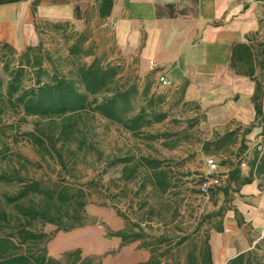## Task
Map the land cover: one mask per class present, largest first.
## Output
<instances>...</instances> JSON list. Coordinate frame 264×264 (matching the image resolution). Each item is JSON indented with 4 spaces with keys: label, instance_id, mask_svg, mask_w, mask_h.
Here are the masks:
<instances>
[{
    "label": "crops",
    "instance_id": "crops-1",
    "mask_svg": "<svg viewBox=\"0 0 264 264\" xmlns=\"http://www.w3.org/2000/svg\"><path fill=\"white\" fill-rule=\"evenodd\" d=\"M55 23L84 33L97 57L125 70L136 68L140 88H163L156 81L165 75L171 85L163 89L174 92L177 105L199 106L207 140L239 129L246 161L264 141L263 0H0V43L18 53L39 42L44 46L55 35L47 25ZM238 44L250 48L252 62L242 56L235 70L231 60ZM251 70L262 85L260 122L252 101L255 80L247 75ZM237 146L229 147L227 160L234 159ZM230 168L224 164L220 171ZM247 171L242 169L244 175ZM261 182L234 188L228 201L213 207V213L221 210L208 223L213 264H225L264 236Z\"/></svg>",
    "mask_w": 264,
    "mask_h": 264
},
{
    "label": "rangeland",
    "instance_id": "rangeland-1",
    "mask_svg": "<svg viewBox=\"0 0 264 264\" xmlns=\"http://www.w3.org/2000/svg\"><path fill=\"white\" fill-rule=\"evenodd\" d=\"M46 39L43 48L55 57L59 71L66 73L71 67L65 58L67 44L53 34ZM17 58L18 55L4 54V58H0V73L4 59L16 62ZM44 66L52 69L50 63L45 62ZM128 74L131 80L139 77L133 67H130ZM30 84L32 81L25 78L24 85ZM152 91L165 96V102L157 108L168 112L165 120L145 128L139 135H133L97 114L81 112L72 117L75 129L71 140L56 143L60 158L54 152L43 153L28 140L26 134L36 132L41 135L39 130L56 134L60 131V118L48 121L27 117L26 122H22L20 115L11 111L2 116V171L13 173L17 169L18 174L27 180L41 181L45 186L65 182L84 189L86 193L85 225L70 231H56L55 225L42 221H33L28 226L34 231L53 234L46 244L51 257L60 258L64 252L80 249L82 256H97L101 264H142L150 257L149 249L140 246L141 240L122 244L121 237L117 235L120 230L138 232L140 227L146 241L155 245L153 247L157 252L173 247L161 259V264H178L184 260L187 245L184 242L177 246L178 238L189 234L199 224H202V230L207 229L211 220L206 215L213 213V207L223 201L224 196L219 191H213L206 197L198 191L200 182L204 180L203 158L207 155L203 151V143L207 141L206 132L201 126L203 115L199 106L188 105L186 108L177 105L170 88L157 87ZM162 134L166 136L150 138L151 135ZM244 140L242 145L247 147ZM44 141L50 143L47 139ZM237 145L238 149L239 141ZM228 154L229 150L225 148L213 151L212 156L219 166H223ZM127 157L132 158L129 167L136 163L138 165L131 179L122 176V163L112 164L116 159ZM143 159L163 162L174 186L170 191L161 193L150 185L147 171L141 163ZM19 187L0 182V201L2 192L14 193ZM33 201L37 202L38 197ZM24 203L28 204L29 199ZM0 207L16 218V210L12 206L1 205L0 202ZM117 211L128 222L118 216ZM31 246L35 248L33 244ZM259 253L263 254L264 249H260Z\"/></svg>",
    "mask_w": 264,
    "mask_h": 264
},
{
    "label": "trees",
    "instance_id": "trees-1",
    "mask_svg": "<svg viewBox=\"0 0 264 264\" xmlns=\"http://www.w3.org/2000/svg\"><path fill=\"white\" fill-rule=\"evenodd\" d=\"M47 28L67 44L65 58L71 67L66 73L59 71L54 62L55 57H52L40 42L35 46H28L20 53L10 45L0 43L1 59L4 58V54L18 55L16 62L10 59L3 60L2 73H0V121L8 111L20 115L22 122H26L27 117L48 121L61 119L60 131L56 134L53 132L47 134L41 130H39L41 135H37L36 132L26 133L28 140L37 145L43 153L54 152L60 158L55 148L56 143L60 140H63V143L71 140L75 129L72 117L81 112L97 114L133 135L141 134L145 128L168 117L167 111L157 110L165 102V96L153 92L150 84L140 88V78L137 76L131 80L129 69L125 70L123 64L107 62L97 57L92 46L86 44L87 36L84 33L67 32L63 24L56 23L48 24ZM242 56L248 64L252 62L250 48L245 44H238L234 47L231 60V67L235 70ZM45 62L52 65L51 70L44 66ZM258 63L260 64V61ZM252 71L247 75L255 80L252 101L255 115L260 122L262 85L252 77ZM25 78L31 80L32 84L25 86ZM238 130L205 141L203 151L206 156H212L213 151L229 149L230 146L237 144ZM248 132L249 128L245 129L243 134ZM262 133H264V125ZM160 136L166 135H151L150 138ZM44 138L50 143L46 144ZM242 139L239 141L234 159L224 162L231 167L228 173H225V180L220 186L210 187L208 195L213 191H219L226 202L234 188L250 184L258 178H262L259 185H263L264 141L255 147L252 156L246 161L243 156L246 146L242 145ZM131 161L132 158L127 157L116 159L112 164L122 163V176L131 179L138 167L137 163L129 167ZM141 163L147 171L148 180L153 188L166 193L174 187L171 174L163 166L162 161L143 159ZM241 163H245L248 167L246 175L242 173ZM0 182L20 186L14 193H1V205L12 206L16 210V218L0 207V264H101L97 256H82L80 249L64 252L60 258L51 257L47 253L46 244L53 238V234L34 231L28 227L33 221L53 224L56 231H70L85 225L87 214L84 189L65 182L45 186L41 181L27 180L20 176L17 169L9 173L2 171L1 167ZM36 197L38 201L34 202L33 199ZM26 199H29L28 204L24 203ZM117 214L128 222L123 214L118 211ZM216 216H221V210L206 215L209 220ZM202 221L205 222L204 219ZM201 226L202 224H199L189 234L179 237L176 241L177 246L187 243L184 248V260L178 264H213L209 228L202 230ZM138 228V232L131 233L120 230L117 235L121 237L122 244L141 240L140 246L149 249L150 257L142 264H161V259L173 247L157 252L153 247L155 245L147 242L144 233L140 227ZM217 230L220 231V228L217 227ZM32 244L35 248L31 246ZM260 249H264V236L253 248L236 254L225 264H264V253L260 254Z\"/></svg>",
    "mask_w": 264,
    "mask_h": 264
},
{
    "label": "built area",
    "instance_id": "built-area-1",
    "mask_svg": "<svg viewBox=\"0 0 264 264\" xmlns=\"http://www.w3.org/2000/svg\"><path fill=\"white\" fill-rule=\"evenodd\" d=\"M252 1V0H247ZM150 69L153 68V63L150 62ZM157 84L163 88L169 87L171 85L170 81L165 77V75H159L157 77ZM203 165L205 168L204 181L199 185V192L202 195L208 197V190L213 186H220L226 178L225 173L220 171V167L217 160L213 156H205L203 158ZM241 169L245 168V163H241ZM224 179V180H223Z\"/></svg>",
    "mask_w": 264,
    "mask_h": 264
}]
</instances>
